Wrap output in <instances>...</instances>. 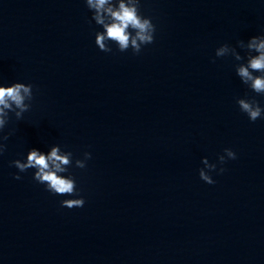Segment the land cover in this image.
Returning <instances> with one entry per match:
<instances>
[{
	"label": "clouds",
	"instance_id": "9594fccd",
	"mask_svg": "<svg viewBox=\"0 0 264 264\" xmlns=\"http://www.w3.org/2000/svg\"><path fill=\"white\" fill-rule=\"evenodd\" d=\"M85 3L93 13L91 19L103 28V31L95 34V44L101 51L111 52L112 49L106 42L112 41L120 52H125L131 47L134 54H139L142 45L154 42L155 25L150 18L140 14V0H85ZM238 47L245 50L246 63L236 65L237 76L252 91L264 95V35L252 36L247 43L239 41ZM229 55L236 61L245 59L236 47L227 43L222 44L215 51L216 57ZM32 100L33 86L31 84L15 82L11 86H0V156L7 150L4 142L12 134L11 131L4 134V129L10 120V113L14 114L17 120L23 119V114L31 108ZM237 104L251 122L264 116V108L255 98H240ZM72 157V152L62 151L59 145L52 146L47 153L33 148L28 151L26 160H13L10 166H14L19 172L35 169L33 179L45 185L46 190L52 194L79 196L75 179L71 175H63L73 164ZM89 159H91V153L84 152L83 159L75 160V167L86 168V162ZM226 159H236V153L230 148H225L224 154L218 156L219 164L226 163ZM202 163L204 167L199 170L200 179L208 184L215 183L209 173L217 171V164L209 163L206 157L202 159ZM224 171L223 167L219 168V173ZM14 179L19 180L21 177L17 174ZM84 204L83 197L60 201L61 207L69 209L80 208Z\"/></svg>",
	"mask_w": 264,
	"mask_h": 264
}]
</instances>
